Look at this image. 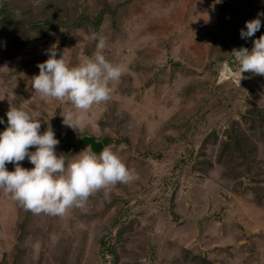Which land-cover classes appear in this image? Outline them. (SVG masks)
Listing matches in <instances>:
<instances>
[{"label": "rangeland", "instance_id": "obj_1", "mask_svg": "<svg viewBox=\"0 0 264 264\" xmlns=\"http://www.w3.org/2000/svg\"><path fill=\"white\" fill-rule=\"evenodd\" d=\"M258 13L264 0H0V132L21 108L41 134L51 126L66 165L89 136L133 174L62 217L0 189V264H264V76L243 73L239 87L231 54L264 35L260 16L240 38ZM93 32L123 74L73 131L72 105L35 94L31 79L54 44L69 67L93 57Z\"/></svg>", "mask_w": 264, "mask_h": 264}, {"label": "clouds", "instance_id": "obj_2", "mask_svg": "<svg viewBox=\"0 0 264 264\" xmlns=\"http://www.w3.org/2000/svg\"><path fill=\"white\" fill-rule=\"evenodd\" d=\"M260 16L264 13L245 22L241 39L247 41L260 30ZM90 39L98 41L93 57L69 67L63 54L56 58L54 44L45 52L48 59L37 65L39 74L31 79L35 94L72 105L75 111H66L62 118L63 124L73 131L87 126L90 109L111 98L110 84L123 74V68L103 54L106 39L95 32ZM252 45L251 50L240 47L231 52L237 66L232 76L239 87L240 81L247 79L243 73L264 76V35L253 39ZM6 116L7 127L0 132V189L32 214L65 216L73 208L83 209L89 198L101 190L133 180L132 170L112 146L103 147L99 155L88 146L66 165L64 155L56 154L60 141L50 125L41 134L40 119L17 107L9 108ZM33 147L35 151H29ZM25 158L34 166L32 169L20 166ZM7 163L14 165V171L6 169Z\"/></svg>", "mask_w": 264, "mask_h": 264}, {"label": "water", "instance_id": "obj_3", "mask_svg": "<svg viewBox=\"0 0 264 264\" xmlns=\"http://www.w3.org/2000/svg\"><path fill=\"white\" fill-rule=\"evenodd\" d=\"M88 146H91L93 152L97 155L100 154L104 147L103 143L97 141L94 137L83 136L79 139V142L73 147L72 152H75L80 148H86Z\"/></svg>", "mask_w": 264, "mask_h": 264}, {"label": "trees", "instance_id": "obj_4", "mask_svg": "<svg viewBox=\"0 0 264 264\" xmlns=\"http://www.w3.org/2000/svg\"><path fill=\"white\" fill-rule=\"evenodd\" d=\"M100 142H102V143H103L104 147H106V146L108 145V142H107V140L100 141Z\"/></svg>", "mask_w": 264, "mask_h": 264}, {"label": "bare ground", "instance_id": "obj_5", "mask_svg": "<svg viewBox=\"0 0 264 264\" xmlns=\"http://www.w3.org/2000/svg\"><path fill=\"white\" fill-rule=\"evenodd\" d=\"M227 74L226 73H224L223 75H222V78L224 77V76H226ZM227 77H228V75H227Z\"/></svg>", "mask_w": 264, "mask_h": 264}, {"label": "crops", "instance_id": "obj_6", "mask_svg": "<svg viewBox=\"0 0 264 264\" xmlns=\"http://www.w3.org/2000/svg\"><path fill=\"white\" fill-rule=\"evenodd\" d=\"M224 77H227V75H226V76H224Z\"/></svg>", "mask_w": 264, "mask_h": 264}]
</instances>
